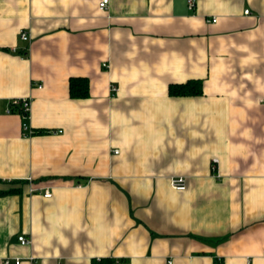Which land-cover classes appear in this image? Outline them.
I'll return each mask as SVG.
<instances>
[{
	"label": "crops",
	"instance_id": "obj_1",
	"mask_svg": "<svg viewBox=\"0 0 264 264\" xmlns=\"http://www.w3.org/2000/svg\"><path fill=\"white\" fill-rule=\"evenodd\" d=\"M100 1L0 0V264H264V0Z\"/></svg>",
	"mask_w": 264,
	"mask_h": 264
},
{
	"label": "built area",
	"instance_id": "obj_2",
	"mask_svg": "<svg viewBox=\"0 0 264 264\" xmlns=\"http://www.w3.org/2000/svg\"><path fill=\"white\" fill-rule=\"evenodd\" d=\"M109 0H101L99 3V6L101 9H106L107 8V4H108ZM196 5V0H188V6L190 9H194ZM246 13H249L250 10L246 9L245 10ZM213 21L217 20V17H213L212 19ZM21 38L23 40H29L30 39V34L29 32L23 30L21 32ZM41 86V85H39ZM112 90L114 92H116L118 90V87L116 85H113ZM31 104H32V98L31 96H19V97H14L10 100L9 103V107H8V111H13L14 109H17L20 111L22 117H23V128L25 130H28L29 133H33V129L30 128V124H29V116H30V112H31ZM218 161L219 159L217 157H214L212 160V169L213 170H217V165H218ZM170 183L171 185L179 190H184L187 188L188 185V181H187V177L185 175L179 174V175H174L170 178ZM53 192L51 190V188L46 187L44 189V195L49 197L52 196ZM19 240L21 243L23 244H29L31 243V238L21 234L19 235ZM22 259L20 257H17L15 259V264H21ZM4 264H12L11 258L7 257L4 260ZM169 264H172V261H169Z\"/></svg>",
	"mask_w": 264,
	"mask_h": 264
},
{
	"label": "trees",
	"instance_id": "obj_3",
	"mask_svg": "<svg viewBox=\"0 0 264 264\" xmlns=\"http://www.w3.org/2000/svg\"><path fill=\"white\" fill-rule=\"evenodd\" d=\"M89 80L87 77L73 76L70 79V93L74 97H84L89 95ZM169 92L172 95L201 94L203 92L202 79L191 78L184 82L170 84ZM114 259L104 257L94 259L92 264H113Z\"/></svg>",
	"mask_w": 264,
	"mask_h": 264
}]
</instances>
